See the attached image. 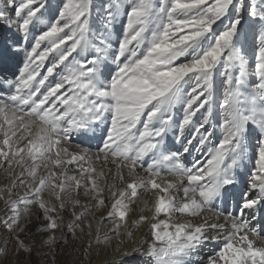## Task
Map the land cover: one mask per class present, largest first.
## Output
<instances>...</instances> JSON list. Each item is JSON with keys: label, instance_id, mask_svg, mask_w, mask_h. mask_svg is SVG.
<instances>
[{"label": "snow or ice", "instance_id": "snow-or-ice-1", "mask_svg": "<svg viewBox=\"0 0 264 264\" xmlns=\"http://www.w3.org/2000/svg\"><path fill=\"white\" fill-rule=\"evenodd\" d=\"M264 264V0H0V264Z\"/></svg>", "mask_w": 264, "mask_h": 264}, {"label": "bare ground", "instance_id": "bare-ground-1", "mask_svg": "<svg viewBox=\"0 0 264 264\" xmlns=\"http://www.w3.org/2000/svg\"><path fill=\"white\" fill-rule=\"evenodd\" d=\"M77 255V253L73 252L71 255H64L63 253H61L60 256H58V261L61 262V264H65V262H70L75 256ZM103 259V257H95L93 258V264H99V261Z\"/></svg>", "mask_w": 264, "mask_h": 264}]
</instances>
